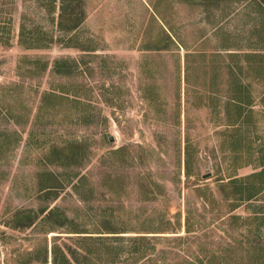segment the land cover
Returning a JSON list of instances; mask_svg holds the SVG:
<instances>
[{
    "label": "rangeland",
    "instance_id": "374dc122",
    "mask_svg": "<svg viewBox=\"0 0 264 264\" xmlns=\"http://www.w3.org/2000/svg\"><path fill=\"white\" fill-rule=\"evenodd\" d=\"M263 50L264 0H0V264L264 263Z\"/></svg>",
    "mask_w": 264,
    "mask_h": 264
},
{
    "label": "trees",
    "instance_id": "16d2710c",
    "mask_svg": "<svg viewBox=\"0 0 264 264\" xmlns=\"http://www.w3.org/2000/svg\"><path fill=\"white\" fill-rule=\"evenodd\" d=\"M70 22V28H69V32H72L74 31L75 29H77L79 27V25L81 24L82 20L81 19H74L73 21H69ZM22 39H24V36L22 34ZM73 40V35L70 37V40L69 42H71ZM48 41L50 43H53L55 40L50 37L48 38ZM68 46H71V45H68ZM247 54V53H246ZM244 53V57L243 59H245L247 62H251V56L252 57H255V55H252V54H248L246 55ZM231 55V53H230ZM191 55L190 54H187V73H186V83L187 85H191L190 83V78L191 76L189 75V70L190 69H193L192 65L189 63V57ZM199 54H197L196 57H198ZM200 59L201 57L202 58H205L206 56L205 55H201L200 54ZM232 57V55L230 56ZM260 62V60L258 61ZM210 63H213L212 59L210 60ZM60 68V65H59V62H56L55 64V69H59ZM234 68V67H233ZM232 68V72H231V76H233L236 71L235 69ZM215 77V76H214ZM214 78L212 79V83H211V88L214 87V84H216V82H214ZM228 107L230 109V122H242V120L245 119V109L247 107H249L250 105H252L253 103V100L251 99V97L248 98V96L246 94H240L236 97H232V100H228ZM189 160V158L187 159V161ZM187 175L190 176V170H189V161H188V164H187ZM264 174V172H261V173H258L256 176H262ZM236 183H239L237 179H233L231 178L229 181L227 182H221L219 184L218 187H221L222 191H227L228 189H237L236 193H235V196H238V194H240V191H241V188H238L236 187ZM229 195H226V197H228ZM253 197V195H250L248 197V199H251ZM235 201L239 202L241 200H243L241 197H236L234 198ZM236 206V205H235ZM239 206V205H238ZM237 206V207H238ZM47 210L41 212V213H45ZM57 209L53 208V209H50L47 213V216L42 218V221L43 222H47V221H50L51 219H53V217L56 215L57 213ZM42 214H34L32 211H20L18 213L15 214V220L18 221L19 219L21 220H25V225L26 227H31L33 226L34 224H36L38 222V220L40 219V216ZM63 216V215H62ZM64 219H66V217L64 216L63 217ZM192 222V224H191ZM193 222H194V217H193V214H192V211L190 209L186 210V232L190 233V230L192 229L191 228V225H193ZM60 227H64V223H62L61 225H59ZM74 234H79V236H77L83 243L87 242V240H93L92 238H94L92 235H89L88 232L86 231H80L78 229H75L74 232H72ZM111 234L114 233V232H110ZM107 238H117L115 236L113 237H107ZM151 238V237H150ZM149 237L147 236H136V241L137 243H139V246L136 247V263L138 260L140 259H146L149 255H148V246H146L148 244V241L150 239ZM90 245V247H89ZM99 246V244H98ZM98 246L96 244H88V246H84L83 247H88V248H82V254L83 256L89 261H91V259L94 260V255L95 254H98L99 253V249H98ZM72 251V259L73 257L76 258V256H82L79 252L78 249L76 250H72L70 249V252ZM84 252V253H83ZM52 254H53V262L54 264H57L58 262H62V264H71L70 263V259H69V255L67 254V252H64V250L57 244H54V247H53V251H52ZM121 257H118V252H111L110 253V259H108L109 261L108 262H111L113 264H117L118 260L120 259ZM192 259H185L183 260L181 263H178V264H203V261L199 259V257H191ZM98 259V258H97ZM49 260V257H48V253L47 255H45V257H42V258H38V259H35V262L33 263H36V264H48V261ZM60 260V261H59ZM77 260V259H76ZM135 260V259H134ZM133 260V263L132 264H136L135 261ZM211 261V259L209 260V262ZM87 262V263H88ZM89 264H96V263H92V262H89ZM108 264V263H107ZM258 264H264V263H258Z\"/></svg>",
    "mask_w": 264,
    "mask_h": 264
},
{
    "label": "crops",
    "instance_id": "0c3cea01",
    "mask_svg": "<svg viewBox=\"0 0 264 264\" xmlns=\"http://www.w3.org/2000/svg\"><path fill=\"white\" fill-rule=\"evenodd\" d=\"M263 52H264V50H263L261 53H263ZM257 53H258V52H256V53H255V52H253V53H247V54H257ZM261 57H262V56H261ZM263 62H264V60H260V62L258 63V65L262 67V65H263L262 63H263ZM261 67H260V68H261ZM262 68H263V67H262ZM252 100L254 101L253 98H252Z\"/></svg>",
    "mask_w": 264,
    "mask_h": 264
},
{
    "label": "water",
    "instance_id": "95a60500",
    "mask_svg": "<svg viewBox=\"0 0 264 264\" xmlns=\"http://www.w3.org/2000/svg\"><path fill=\"white\" fill-rule=\"evenodd\" d=\"M0 256H1V254H0Z\"/></svg>",
    "mask_w": 264,
    "mask_h": 264
}]
</instances>
